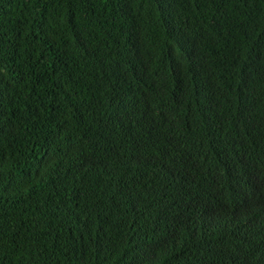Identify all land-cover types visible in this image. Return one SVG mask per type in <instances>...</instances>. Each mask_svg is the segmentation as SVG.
I'll return each instance as SVG.
<instances>
[{
  "label": "trees",
  "instance_id": "16d2710c",
  "mask_svg": "<svg viewBox=\"0 0 264 264\" xmlns=\"http://www.w3.org/2000/svg\"><path fill=\"white\" fill-rule=\"evenodd\" d=\"M0 264H264V0H0Z\"/></svg>",
  "mask_w": 264,
  "mask_h": 264
}]
</instances>
